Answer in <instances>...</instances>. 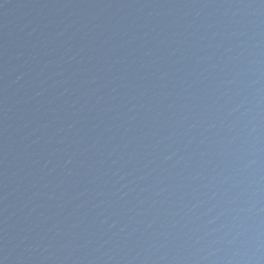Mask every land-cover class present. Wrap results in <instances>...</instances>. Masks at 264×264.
Segmentation results:
<instances>
[{
    "label": "water",
    "instance_id": "water-1",
    "mask_svg": "<svg viewBox=\"0 0 264 264\" xmlns=\"http://www.w3.org/2000/svg\"><path fill=\"white\" fill-rule=\"evenodd\" d=\"M0 264H264V0H0Z\"/></svg>",
    "mask_w": 264,
    "mask_h": 264
}]
</instances>
